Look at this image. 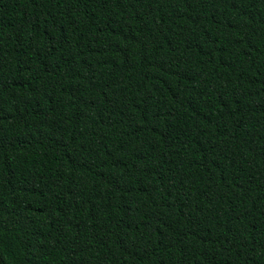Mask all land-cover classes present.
<instances>
[{
  "label": "trees",
  "instance_id": "obj_1",
  "mask_svg": "<svg viewBox=\"0 0 264 264\" xmlns=\"http://www.w3.org/2000/svg\"><path fill=\"white\" fill-rule=\"evenodd\" d=\"M0 264H264V0H0Z\"/></svg>",
  "mask_w": 264,
  "mask_h": 264
}]
</instances>
